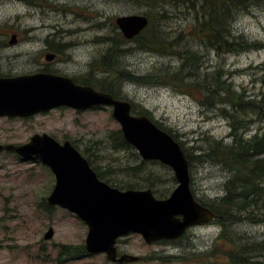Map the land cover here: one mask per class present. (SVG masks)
<instances>
[{
  "label": "rangeland",
  "instance_id": "1",
  "mask_svg": "<svg viewBox=\"0 0 264 264\" xmlns=\"http://www.w3.org/2000/svg\"><path fill=\"white\" fill-rule=\"evenodd\" d=\"M133 13L146 15L150 29L171 43L173 51L184 46L196 51L201 56L199 75L219 68L220 79L245 99L264 92V2L236 12L232 20V36L258 42L260 47L215 53L189 35L195 11L182 5L154 6L144 0H0V75L56 69L60 75L99 89L108 73L123 70L120 77L113 75L104 82L113 96L132 104L133 114H147L181 144L188 161L190 191L198 202L208 204L223 194L229 173L201 155L207 138L230 141L228 119L167 84L149 85L124 78L165 67L174 70L179 62L177 54L141 49L134 40L123 39L118 47L108 39L120 33L113 18ZM144 31L148 34L149 27ZM12 34L17 43L9 45ZM45 40L70 45L57 62L48 63L39 51ZM120 48L125 53H120ZM34 51L41 58L31 59ZM238 115L248 122L239 129L244 137L258 127L264 129V120L260 122L257 116ZM117 131L119 126L109 107L74 110L59 106L26 117H0V143L19 144L33 133L45 132L58 142L70 141L107 183L121 189L150 188L155 197H166L176 184L170 168L156 160L141 159L128 143L118 144ZM53 183L52 172L38 160L22 159L12 151L0 152V264H118L107 261L104 253L70 259L58 255L62 245L82 248L86 226L63 208L45 209V197ZM48 227L52 236L43 239ZM219 230L212 220L190 227L175 240L149 244L138 234H128L116 240V251L117 255L138 257L122 264H228L222 253L231 246L221 238L214 245ZM228 230L242 239L250 263L264 264V243H253L264 238V222L245 220L231 224Z\"/></svg>",
  "mask_w": 264,
  "mask_h": 264
},
{
  "label": "water",
  "instance_id": "2",
  "mask_svg": "<svg viewBox=\"0 0 264 264\" xmlns=\"http://www.w3.org/2000/svg\"><path fill=\"white\" fill-rule=\"evenodd\" d=\"M147 22L144 14L137 13L113 18L125 39L139 34ZM14 40L12 34L9 41ZM59 106L74 110L109 107L123 140L141 159L169 167L176 181L168 196L156 198L149 188L118 189L98 179L68 140L58 142L42 132L33 133L23 143H0V152L12 151L49 168L54 183L45 203L73 213L85 224L82 248L86 253H104L112 263L136 261L137 256L117 255L119 237L134 233L147 244L174 240L191 226L213 220V211L190 191L188 161L180 144L146 114H132L127 100L48 72L0 76V117H26ZM52 233L48 227L42 238L49 239Z\"/></svg>",
  "mask_w": 264,
  "mask_h": 264
},
{
  "label": "trees",
  "instance_id": "3",
  "mask_svg": "<svg viewBox=\"0 0 264 264\" xmlns=\"http://www.w3.org/2000/svg\"><path fill=\"white\" fill-rule=\"evenodd\" d=\"M144 1L154 6H157V3L161 6L170 5L175 8L182 5L187 10L195 11L192 16L193 22L189 25V35L193 39L196 38L199 44L210 47L215 53H231L260 47L258 42H249L240 36H232V20L236 12L247 9L253 3L264 2V0ZM148 27L149 33L147 34L144 29ZM150 27L152 26L148 19L146 27L131 40L136 41L141 49L179 55L176 69L168 70L165 67L162 71L155 69L141 76L134 75L136 78L129 75H124V78L149 85L167 84L194 98L204 108L217 109L222 116L228 119L230 141L223 143L219 139L207 138V146L201 155L219 164L229 173L223 183V194L208 204H202L213 211V220L220 229L214 245H217V241L221 238L223 242L226 241L231 246L222 253L228 264H263L262 261L249 262L250 256L242 239L232 234L228 226L245 220L251 223L264 222V129L258 127L256 131L244 137L239 133V129L248 122L244 118H239L238 115L253 114L257 116V120L263 121L264 92H260L252 99H245L241 92L231 87L230 83H225L220 79L221 70L219 68H216L213 73L210 72L211 74L204 71L199 75L201 56L196 51L189 49L188 46H184L180 51H173L171 43L162 41ZM116 36L117 38L108 39L119 47L123 38L120 33ZM119 52L125 53V50L120 48ZM122 71L115 69L112 73H108V76L100 83L99 89L112 94L113 91L104 81L113 75L120 77ZM131 110H134L133 106ZM117 138L118 144H126L120 131H117ZM49 207L45 205V209ZM262 242L264 243V238L253 243ZM256 247L260 246L256 245ZM84 253L78 245H62L58 249V255L67 256L68 259L86 255ZM261 255L263 254H259Z\"/></svg>",
  "mask_w": 264,
  "mask_h": 264
},
{
  "label": "flooded vegetation",
  "instance_id": "4",
  "mask_svg": "<svg viewBox=\"0 0 264 264\" xmlns=\"http://www.w3.org/2000/svg\"><path fill=\"white\" fill-rule=\"evenodd\" d=\"M14 35V34H13ZM10 37H11V35H10ZM10 37H9V39H10ZM14 37H15V35H14ZM9 39L7 40V43L9 44V45H13V44H16L17 43V39H16V37H15V40L13 41V42H10L9 41ZM0 43H2V42H0ZM70 42H67V43H65V42H57V41H48V40H45L44 42H43V45L44 46H42V47H40L41 48V50H39L40 52H41V57L45 60V61H47L48 63H54V62H57L58 60H59V57H60V54H61V52H62V50H64V48L65 49H68V47H69V44ZM32 54L33 55H35V56H33L31 59H37L38 57L39 58H41L40 56H38V54H37V51H34V52H32ZM55 70V71H54ZM54 70H52V69H50V70H47V69H41V70H38V71H35V72H48V73H53V74H58V75H60L58 72H57V70L56 69H54ZM55 72V73H54ZM34 73V72H33ZM62 75V74H61ZM83 75V74H82ZM0 76H12V75H9V74H5V75H0ZM14 76V75H13ZM62 76H64V75H62ZM68 77V76H67ZM70 79H72L75 83H77V84H80V85H89V84H83V83H80V82H78L77 80H75V78H72V77H69ZM102 82V81H101ZM89 86H91V85H89ZM92 87V86H91ZM95 89V88H94ZM109 89L110 90H112L111 89V87L109 86ZM101 90V89H100ZM102 91H104V90H102ZM109 93V92H108ZM111 94V93H110ZM113 95V94H112ZM86 159V158H85ZM87 160V159H86ZM87 162H88V160H87ZM88 164H89V162H88ZM89 166H90V164H89ZM91 167V166H90ZM92 168V167H91ZM93 169V171L95 172V174H96V176H97V178L98 179H100V180H102L99 176H98V173H97V171L94 169V168H92ZM103 181V180H102ZM115 263H118V262H115ZM122 263H125V262H121V263H118V264H122Z\"/></svg>",
  "mask_w": 264,
  "mask_h": 264
},
{
  "label": "bare ground",
  "instance_id": "5",
  "mask_svg": "<svg viewBox=\"0 0 264 264\" xmlns=\"http://www.w3.org/2000/svg\"><path fill=\"white\" fill-rule=\"evenodd\" d=\"M50 4V3H49ZM46 6H48L49 8L51 7L50 5H46ZM146 16V15H145ZM147 17V16H146ZM147 19H148V17H147Z\"/></svg>",
  "mask_w": 264,
  "mask_h": 264
}]
</instances>
